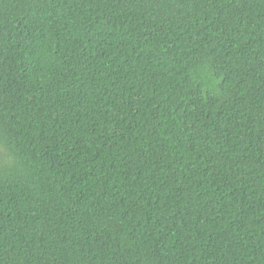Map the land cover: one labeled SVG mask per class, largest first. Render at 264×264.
<instances>
[{
  "label": "trees",
  "instance_id": "trees-1",
  "mask_svg": "<svg viewBox=\"0 0 264 264\" xmlns=\"http://www.w3.org/2000/svg\"><path fill=\"white\" fill-rule=\"evenodd\" d=\"M0 264H264V0H0Z\"/></svg>",
  "mask_w": 264,
  "mask_h": 264
}]
</instances>
